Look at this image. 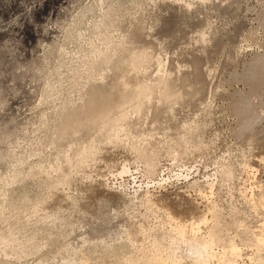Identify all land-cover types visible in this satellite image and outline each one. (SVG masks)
<instances>
[{"label": "rangeland", "instance_id": "obj_1", "mask_svg": "<svg viewBox=\"0 0 264 264\" xmlns=\"http://www.w3.org/2000/svg\"><path fill=\"white\" fill-rule=\"evenodd\" d=\"M163 1L0 0V264H264V0ZM108 77L144 109L60 139Z\"/></svg>", "mask_w": 264, "mask_h": 264}, {"label": "bare ground", "instance_id": "obj_2", "mask_svg": "<svg viewBox=\"0 0 264 264\" xmlns=\"http://www.w3.org/2000/svg\"><path fill=\"white\" fill-rule=\"evenodd\" d=\"M163 1V0H162ZM172 2V1H171ZM176 2V1H175ZM175 2H174V5H177V4H175ZM167 3H168V6L167 7H170L169 5L171 4L170 3V1L169 0H167ZM166 3V4H167ZM163 4H164V1H163ZM173 4V3H172ZM171 4V5H172ZM179 4V3H178ZM184 4V3H183ZM186 4V3H185ZM173 5V6H174ZM181 5V4H180ZM172 6V7H173ZM189 6V5H188ZM175 7H177V6H175ZM184 7V6H183ZM187 7V6H186ZM143 8V7H142ZM178 8V7H177ZM179 9V8H178ZM187 9V8H186ZM185 9V10H186ZM188 9H189V7H188ZM169 10H171V9H169ZM173 10H174V8H173ZM180 10V9H179ZM178 10V11H179ZM184 10V9H183ZM175 11V10H174ZM139 12H140V10H139ZM171 12V11H170ZM173 12V11H172ZM112 13V12H111ZM115 13V12H114ZM174 13V12H173ZM182 13H184L183 11H182ZM114 15V14H113ZM170 15V14H169ZM176 15V14H175ZM185 15V14H184ZM174 16V14L171 16V17H173ZM182 16V15H181ZM100 17V16H99ZM105 17V16H104ZM134 17V16H133ZM137 16H136V14H135V18H136ZM176 17V16H175ZM166 18H169V17H166ZM162 19V18H161ZM164 19V18H163ZM173 19V18H172ZM171 19V20H172ZM135 20V19H134ZM137 20V19H136ZM167 20V19H166ZM170 20V19H169ZM134 22V21H133ZM161 22H163V21H161ZM167 22V21H166ZM104 23V22H103ZM165 23V22H164ZM164 23H161L162 25L164 24ZM135 24H137V23H135ZM167 24V23H166ZM173 24V23H172ZM134 25V24H133ZM171 25V24H170ZM164 26V25H163ZM168 26V25H167ZM103 27V26H102ZM110 27V26H109ZM134 27V26H133ZM161 27V26H160ZM127 28V27H126ZM135 28H137V27H135ZM164 28H166L165 26L163 27V29ZM169 28V27H168ZM175 27H173V29H174ZM161 29H162V27H161ZM162 29V30H163ZM160 30V29H159ZM168 30H170V29H168ZM133 31V30H132ZM132 31H131V33H132ZM145 31V30H144ZM167 31V30H166ZM170 31H172V29L170 30ZM107 32V31H106ZM110 32V31H109ZM127 32H129V31H127ZM156 32H157V30H156ZM163 33L165 32V31H162ZM168 32V31H167ZM173 32V31H172ZM153 33V32H152ZM154 33H155V30H154ZM163 33H162V35H163ZM166 33V32H165ZM164 33V34H165ZM168 33H170L171 34V32H168ZM184 33V32H183ZM150 34V33H149ZM124 35V34H123ZM141 35H142V33H140V31L138 30L137 31V33L133 36L134 38H141ZM106 36V35H105ZM145 36H151V35H145ZM168 36V35H167ZM185 36V35H184ZM110 38H111V36H109ZM108 37V38H109ZM126 37V36H125ZM129 37V36H128ZM181 37V36H180ZM180 37H178V38H180ZM132 38V37H131ZM184 38V37H183ZM106 39H107V37H106ZM143 39H145V38H143L142 37V39H140V42L141 41H143ZM146 39H148V38H146ZM145 39V40H146ZM181 39V38H180ZM185 39V38H184ZM130 40V39H129ZM135 40V39H134ZM183 40V39H182ZM188 40V39H187ZM189 40H190V38H189ZM126 41V40H125ZM137 41V40H136ZM150 41V40H149ZM192 41V40H191ZM106 42L108 43V41L106 40ZM126 42H128V41H126ZM143 42H145V41H143ZM146 42H148V41H146ZM153 42V41H152ZM151 42V43H152ZM180 42H181V40H180ZM179 42V43H180ZM182 42H184V40L182 41ZM187 42H190V41H187ZM193 42V41H192ZM195 42V41H194ZM104 43V42H103ZM134 43V42H133ZM132 43V44H133ZM142 43V42H141ZM140 43V44H141ZM214 43V42H213ZM112 43L110 42V45H111ZM136 44H138V43H136ZM184 44V43H183ZM185 44H187L186 43V41H185ZM184 44V45H185ZM194 44V43H193ZM197 44V43H196ZM114 45V44H113ZM127 45V44H126ZM125 45V46H126ZM213 45V44H212ZM95 46V45H94ZM93 46V47H94ZM107 46V45H106ZM105 46V47H106ZM130 46H131V43H130ZM142 46H144V45H142ZM179 46V45H178ZM183 46V45H182ZM92 47V48H93ZM114 47H116L115 45H114ZM145 47H147V45L145 46ZM197 47V46H196ZM213 47V46H212ZM150 49H151V47H149ZM184 48V47H183ZM192 48V47H191ZM102 49V48H101ZM104 49V48H103ZM111 49V48H110ZM119 49V48H118ZM150 49H148V50H150ZM186 49V48H185ZM205 49H207V48H205ZM106 50V49H105ZM109 50V49H108ZM115 50H117V49H115ZM125 50V49H124ZM198 50H199V52H200V50H201V46L199 45V47H198ZM198 50H197V52H198ZM90 51V50H89ZM95 51V50H94ZM180 51H181V49H180ZM183 51V50H182ZM190 51V50H189ZM188 51V52H189ZM204 51V50H203ZM210 51V50H209ZM212 51V50H211ZM219 51V50H218ZM217 51V52H218ZM100 53H98V54H100V55H102V58L103 59H105V57H106V53H104V50H101V51H99ZM111 52V51H110ZM109 52V53H110ZM118 52H119V50H118ZM185 52V51H184ZM187 52V51H186ZM198 52V53H199ZM220 52V51H219ZM113 53H114V51H113ZM117 53V52H116ZM192 53H194V51L192 52ZM204 53H206V52H204ZM213 53V52H212ZM95 54V53H94ZM122 54H123V50L121 51L120 50V52L118 53V56L116 57V58H112V60H111V68H113L114 69V71H120L122 68H123V66L125 65V63L128 61V59L127 58H123V56H122ZM180 54H182V53H180ZM189 54H190V52H189ZM202 54V53H201ZM221 54V53H220ZM96 55V54H95ZM99 55V56H100ZM113 55V54H112ZM111 55V56H112ZM116 55V54H115ZM177 55H178V53H177ZM184 55V54H183ZM196 55V54H195ZM199 56H201L200 54H199ZM203 56H205V55H203ZM203 56H202V58H201V60H199V61H202V59H203ZM153 57V56H152ZM186 57V56H185ZM184 57V58H185ZM189 57V56H188ZM191 57H193V56H191ZM190 57V58H191ZM95 58H96V56H95ZM109 57H108V55H107V59H108ZM183 58V59H184ZM187 58V57H186ZM206 58V57H205ZM204 58V59H205ZM98 59H99V57H98ZM181 59V58H180ZM189 59V58H188ZM196 59H198V57L196 58ZM102 59H100V61H101ZM110 60V59H109ZM177 60V59H176ZM179 60V59H178ZM176 61V62H180V60L179 61ZM195 60V59H194ZM99 61V62H100ZM190 61H192L193 62V60H190ZM206 61V60H205ZM95 62H97L96 60H95ZM99 62H98V64H99ZM107 61H105V63H106ZM207 62V61H206ZM181 63V62H180ZM186 63V62H185ZM197 63V62H196ZM195 63V64H196ZM97 64V63H96ZM95 64V65H96ZM102 64V63H101ZM126 64H128V63H126ZM191 63H189L188 65H190ZM199 64H200V62H199ZM103 65H105V64H103ZM187 64H186V66H188ZM201 65V64H200ZM93 66V65H92ZM108 66V65H107ZM126 66V65H125ZM124 66V67H125ZM95 67V66H94ZM106 67V66H105ZM182 67H185V66H183V64H182ZM96 68V67H95ZM196 68V67H195ZM199 68V67H198ZM127 69V68H126ZM129 69V68H128ZM190 69H193V67L192 68H190ZM112 70V69H111ZM199 70V69H198ZM197 70V71H198ZM114 71H110L111 73L112 72H114ZM200 71V70H199ZM124 72H126V71H124ZM132 72V71H131ZM117 73V72H116ZM123 73V72H122ZM118 74V73H117ZM131 74V73H130ZM199 74V73H198ZM197 74V75H198ZM106 75V74H105ZM104 75V76H105ZM127 75V74H126ZM107 76H109V75H107ZM120 76H122V74L120 75ZM138 76V75H137ZM187 76V75H186ZM199 76V75H198ZM201 76V75H200ZM203 77H204V75H202ZM115 77V76H114ZM117 77V76H116ZM123 77H125V76H123ZM134 77V76H133ZM103 78V77H102ZM113 78V77H112ZM119 78V77H118ZM118 78H116V79H118ZM128 78V77H127ZM130 78V77H129ZM181 78H183V76L181 77ZM185 78V77H184ZM197 78V77H196ZM205 78V77H204ZM107 78H105V80H106ZM108 79H109V77H108ZM111 79V78H110ZM107 80V81H103L100 85H98L97 83V85L98 86H94V84H93V86H91V88H90V91L86 94V99H85V103L83 104V106L81 107V108H79V109H77V110H73L71 113H69V114H67V116H71L73 119H71L70 121H68L66 124H65V126L64 127H62V134H61V138L60 139H62V140H66V142H69V139H72V138H74L75 140H80V141H82V143L84 144V145H86L85 146V148L86 147H91V144H96L97 142H99V141H104V140H110V142L111 141H116V139L118 138V135H117V130H118V127H119V125L121 126L122 124H123V122L122 121H125V119L127 120V114H126V110L127 109H122L123 108V104L124 103H126V102H128L131 106L130 107H133L135 110H133L132 108V110L133 111H140L141 109H144L143 107V104L142 103H140L139 102V100L137 99V97L135 96L136 94L134 93V91H133V93H134V95L133 94H130V92L129 93H124L125 91H126V88L128 89V87H129V85H131V83L130 84H127L128 85V87H126L125 88V91H124V86L123 87H119L118 86V84L117 83H119L118 81L116 82V81H114L113 79L112 80ZM134 79V78H133ZM132 79V80H133ZM137 79V78H136ZM135 79V80H136ZM120 80V79H119ZM123 80H125V78L123 79ZM123 80H121V81H123ZM129 80V79H128ZM127 80V81H128ZM131 80V79H130ZM183 80V79H182ZM205 80V79H204ZM204 80H202V81H204ZM120 81V82H121ZM126 81V80H125ZM176 81H177V79H176ZM180 81V80H179ZM183 81H185V80H183ZM196 81H199V80H196ZM201 81V80H200ZM131 82H133V81H131ZM136 82L137 81H135V84H136ZM174 82H175V80H174ZM187 82H188V80H187ZM205 82V81H204ZM124 83V82H123ZM127 83H129V82H127ZM134 83V82H133ZM185 83V82H184ZM125 84V83H124ZM134 84V85H135ZM199 84V83H198ZM203 85H204V83H202ZM201 84V85H202ZM121 85V84H120ZM123 85V84H122ZM133 86V85H132ZM136 86V85H135ZM185 86V85H184ZM200 86V85H199ZM201 88H203V87H201ZM131 89V88H130ZM199 89V88H198ZM201 90V89H200ZM199 90V91H200ZM116 93H117V95H118V98H116L115 100H113L112 98L116 95ZM201 93V92H200ZM115 98V97H114ZM126 106V105H125ZM127 107H128V104H127ZM126 108V107H125ZM163 108V107H162ZM163 110V109H162ZM165 111H166V109H165ZM130 112V111H129ZM162 112V111H161ZM167 112V111H166ZM128 113V112H127ZM157 113V115H159L158 114V112H156ZM162 113H165L164 111L162 112ZM131 114V113H130ZM134 114H136V113H134ZM139 114H140V112H139ZM161 114V113H160ZM128 117H129V114H128ZM131 117V116H130ZM158 117V116H157ZM132 118V117H131ZM141 118V117H140ZM139 119V118H138ZM133 120V119H132ZM142 120V119H141ZM130 121V120H129ZM133 122V121H132ZM134 123H135V121H134ZM127 124H128V122H127ZM126 124V125H127ZM131 123H129V125H130ZM137 124V123H136ZM135 124V125H136ZM124 125V124H123ZM128 125V126H129ZM134 125V126H135ZM139 125V124H138ZM124 127V126H123ZM126 127V126H125ZM136 127V126H135ZM135 127H134V129H135ZM130 128V127H129ZM138 128V127H137ZM120 129V128H119ZM131 129V128H130ZM132 129H133V127H132ZM139 129V128H138ZM119 131V130H118ZM136 131H137V129H136ZM120 134V133H119ZM254 137V136H253ZM107 141V142H108ZM119 141V140H118ZM106 142V141H105ZM113 143V142H112ZM108 144H110V143H108ZM107 144V145H108ZM58 165L59 164H56L55 166H54V168H57L58 167ZM263 203H264V195L261 197V199H260ZM175 216L172 214V218H174ZM190 220H185V219H182L181 221H178L177 223H180L181 224V227L182 226H184L185 225V227H183L182 229H181V233H182V235H185V233L186 232H188V231H190V232H192V233H194L193 232V225H192V221H193V219L191 220V222H189ZM201 222V221H200ZM199 222V223H200ZM198 223V224H199ZM203 223H204V221H203ZM198 224H197V226H198ZM202 225V224H201ZM201 226H199V227H197V228H200ZM194 228H196V227H194ZM193 238H194V245H195V248L197 249V251H198V253H203L204 251L202 250V244L196 239V237H194L193 236ZM11 238L9 237V236H4V237H2V242H6V241H9ZM190 242V241H189ZM154 243H155V247H156V250H159L160 248L158 247L159 245H161L162 243H161V241H159L158 239H155V241H154ZM162 246V245H161ZM204 254V253H203ZM129 259V258H128ZM133 261V260H132ZM135 261V260H134ZM124 262H126V260L124 261ZM127 263V262H126Z\"/></svg>", "mask_w": 264, "mask_h": 264}]
</instances>
